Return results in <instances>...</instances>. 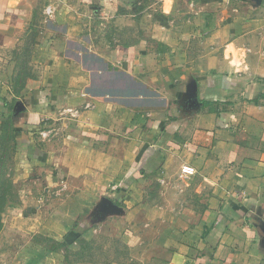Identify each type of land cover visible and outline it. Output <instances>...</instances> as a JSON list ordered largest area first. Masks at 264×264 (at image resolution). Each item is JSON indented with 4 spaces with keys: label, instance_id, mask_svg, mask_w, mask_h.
<instances>
[{
    "label": "crops",
    "instance_id": "1",
    "mask_svg": "<svg viewBox=\"0 0 264 264\" xmlns=\"http://www.w3.org/2000/svg\"><path fill=\"white\" fill-rule=\"evenodd\" d=\"M103 4L0 0V119L10 113L19 149L53 152L67 178L77 157L113 150L106 194L139 215L126 234L149 247L140 263L264 264V0H159L112 51L72 21ZM20 54L33 74L16 91ZM46 126L67 132L70 153L43 148ZM185 165L195 173L181 176Z\"/></svg>",
    "mask_w": 264,
    "mask_h": 264
},
{
    "label": "rangeland",
    "instance_id": "2",
    "mask_svg": "<svg viewBox=\"0 0 264 264\" xmlns=\"http://www.w3.org/2000/svg\"><path fill=\"white\" fill-rule=\"evenodd\" d=\"M104 3L105 15L99 11L96 14L88 8V19L83 16L72 21L76 22V31L87 25L86 31H93V41L111 51L117 43L128 40V25L133 23L135 26L131 27L139 28L144 8L156 14H160L162 9L158 5L159 0L138 2L135 6L124 4L123 0H104ZM118 14L122 19L119 24L112 19ZM128 16L133 18L130 22ZM17 59L15 81L18 85L15 84L14 89L19 91L21 83L32 72L28 69L27 54H20ZM11 104L14 106L15 102ZM60 125L61 121L57 127ZM48 127L42 128V132L49 131L48 134L40 135L43 148L44 143L54 140L59 155L66 149L68 152L71 144L65 141L67 132L60 128L53 132ZM15 132L10 113L2 115L0 264H142L137 261V256L149 254L146 249L149 247L130 245V237L126 234V229L132 224L131 219H137L139 215L128 213L122 192L112 196L106 194L112 193V184L116 182L113 181L115 171L112 167L102 170L100 166L110 162L107 155L113 150L108 147L92 151L88 159L77 157L76 168L67 178L68 169L65 171V166L55 162L53 152L48 158L49 152L46 151L19 149ZM74 146L72 150L78 153ZM85 150L84 146L79 153ZM102 153L105 155L101 156ZM26 158L36 163L33 168L23 166ZM83 161H86L84 167L87 171L80 170ZM157 191L158 186L154 184L152 193ZM142 220L137 226H144ZM139 233L141 239L147 241L145 233ZM150 253L159 254V248L154 247Z\"/></svg>",
    "mask_w": 264,
    "mask_h": 264
},
{
    "label": "built area",
    "instance_id": "3",
    "mask_svg": "<svg viewBox=\"0 0 264 264\" xmlns=\"http://www.w3.org/2000/svg\"><path fill=\"white\" fill-rule=\"evenodd\" d=\"M46 13L47 14H51L52 13V9L50 7H48L46 9ZM90 107H92V102L87 101L86 103H83L81 106L75 107V108H70L67 109L66 113L71 114L73 117H75L76 115H78L83 109H89ZM48 134V132H43V135L46 136ZM195 173V169L189 165H185L182 168V174L181 176H189V175H193Z\"/></svg>",
    "mask_w": 264,
    "mask_h": 264
}]
</instances>
